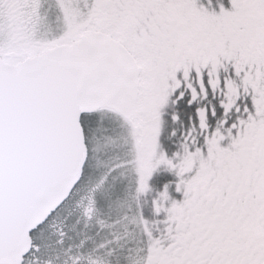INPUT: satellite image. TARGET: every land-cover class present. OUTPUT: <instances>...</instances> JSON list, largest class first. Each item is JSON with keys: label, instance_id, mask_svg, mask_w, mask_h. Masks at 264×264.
I'll list each match as a JSON object with an SVG mask.
<instances>
[{"label": "snow or ice", "instance_id": "snow-or-ice-1", "mask_svg": "<svg viewBox=\"0 0 264 264\" xmlns=\"http://www.w3.org/2000/svg\"><path fill=\"white\" fill-rule=\"evenodd\" d=\"M0 264H264V0H0Z\"/></svg>", "mask_w": 264, "mask_h": 264}]
</instances>
